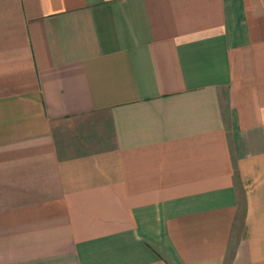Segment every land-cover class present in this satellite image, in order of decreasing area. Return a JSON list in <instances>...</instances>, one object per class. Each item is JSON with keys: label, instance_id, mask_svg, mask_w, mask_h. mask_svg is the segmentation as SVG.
I'll return each instance as SVG.
<instances>
[{"label": "crops", "instance_id": "obj_1", "mask_svg": "<svg viewBox=\"0 0 264 264\" xmlns=\"http://www.w3.org/2000/svg\"><path fill=\"white\" fill-rule=\"evenodd\" d=\"M0 264H264V0H0Z\"/></svg>", "mask_w": 264, "mask_h": 264}]
</instances>
